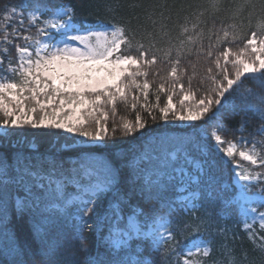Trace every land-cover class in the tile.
Returning a JSON list of instances; mask_svg holds the SVG:
<instances>
[{"label":"snow or ice","instance_id":"6c2138e0","mask_svg":"<svg viewBox=\"0 0 264 264\" xmlns=\"http://www.w3.org/2000/svg\"><path fill=\"white\" fill-rule=\"evenodd\" d=\"M105 9L108 18L94 21L79 18L76 0H15L0 11V264H41L18 239L14 220L29 225L47 264H156L174 239L168 225L176 212L207 236L193 264L214 251L211 264H264V139L237 141L260 148L238 152L255 167L237 174L239 165L228 159L236 144L220 134L235 98L225 92L214 105L189 104L198 98L181 71L183 42L204 11L168 0H122ZM118 108L134 110V119L118 122ZM240 111L264 121V108L244 104ZM160 122L187 129L156 135L151 128ZM133 134L141 143L117 150ZM256 134L264 136V126ZM37 137L48 139L43 151ZM214 152L240 184L235 222L247 245L235 244V232L227 243L229 228L220 221L229 219L230 202L221 207L205 194ZM124 213L131 215L121 227ZM86 232L103 249L94 258ZM134 242L143 251L130 256ZM186 256L174 250L171 262L186 264Z\"/></svg>","mask_w":264,"mask_h":264},{"label":"trees","instance_id":"16d2710c","mask_svg":"<svg viewBox=\"0 0 264 264\" xmlns=\"http://www.w3.org/2000/svg\"><path fill=\"white\" fill-rule=\"evenodd\" d=\"M14 2L15 0H0V11L4 9L5 5ZM76 2L79 7V18L94 21L97 18H108L105 15L106 4L119 3L122 0H76ZM128 2H138V0H128ZM145 2H148V0H145ZM168 3L191 5L194 9L198 7L204 11V16L201 18L202 23L190 33L189 37L183 42L182 48L184 60L181 64V71L183 73L186 70L185 79L188 89L194 97L198 98V100L189 101V104L211 103L214 105V102L227 92L229 99L235 98L236 108L235 110H228L224 114L226 130L220 133L222 138L237 143L243 136L248 141L259 143L264 139V136L257 135L256 130L258 127L264 126V121L251 114L245 118L240 109L244 107V104L264 108V103H261L264 100V74L239 80L242 68L236 60L242 58V53L248 49L249 42L253 39L254 34L257 39L264 38V27H262L264 26V0H215L214 8L211 0H168ZM162 43L167 46V41ZM233 82H235L234 85H232ZM249 89H251L250 92L247 91ZM241 96L246 99L242 101ZM151 99L154 101L155 97L153 96ZM179 99H181L179 95L177 99L174 97V102L178 103ZM162 100L166 101V97L163 95ZM141 115H143V112ZM115 119L118 122L124 120L131 122L134 119V110L129 108L125 112L123 108H118ZM195 123L199 124L200 122ZM239 127H244V131H238ZM186 129L187 125L184 124L177 126L174 124L165 125L160 122L159 125H152L151 131L156 135H159L162 131H167L170 135H176L181 134ZM208 131H211V129H208ZM36 142L41 151L48 146L47 138L37 137ZM140 143L141 140L133 134L132 137L125 139L122 143L118 141L117 150L127 151ZM255 148L258 152L260 151L259 147ZM230 160L233 164H238L240 169L244 171L252 172L254 168L236 157ZM212 164L214 166L209 176L205 177L207 182L205 194L212 200L217 201L221 207L223 201L230 202L225 211V215L229 219L220 221L222 226L226 225L229 228L227 243H233L232 236L235 232V244L239 246L243 241L247 245L248 240L243 232V225H237L235 222L239 218V207L235 203L236 192L232 187V165L226 164L223 156L218 152L213 153ZM177 207H180L179 202H177ZM137 218L141 224L144 223L142 216L138 214ZM171 219L173 223L168 227L169 229L173 228L174 239L164 245L162 251L156 255V264H164L166 258H168V264H172L170 254L174 250L183 252L194 240L198 238L207 239V236L203 234V229L197 230L195 227L185 226L186 222L195 223L192 221L191 216H184L183 213L176 212ZM12 226L18 239L30 245V258L34 257L41 264H47L39 244L32 242L29 225L25 221L14 220ZM256 229L258 230V228ZM68 234H72L71 228H69ZM259 234L260 232L257 231V235ZM85 235L91 241L90 255L93 258L98 251L103 252V249L96 246L92 233L86 232ZM219 243L220 238H217L214 249L219 247ZM138 249L143 251V245L136 242L132 243L128 250L129 255L135 256ZM215 255L216 252L214 251L213 257L205 264H211V259H214ZM195 259L197 260L198 257H195ZM174 261L175 256H173Z\"/></svg>","mask_w":264,"mask_h":264},{"label":"rangeland","instance_id":"374dc122","mask_svg":"<svg viewBox=\"0 0 264 264\" xmlns=\"http://www.w3.org/2000/svg\"><path fill=\"white\" fill-rule=\"evenodd\" d=\"M236 62L237 63L239 62L241 65V68H242L241 74L239 76V80L244 79V78H248V77H257V76L264 74V38H260V39L255 38V40L252 39L249 42L248 49L242 53V58H238L236 60ZM234 84H235V82H233L232 85H234ZM235 144H236L235 157L241 161H243V160L238 156V152L240 150H253L254 149L255 151H257L255 146H253V145H252V147H249L247 145H241L239 143H235ZM218 153H220V152H218ZM228 159H231V158H228ZM243 162L250 164L247 161H243ZM253 167H255V166H253ZM246 172H249V171H244V170L240 169V166L236 169L237 174H242V173H246ZM241 183H244V182H241ZM232 187H234L235 192H236L235 203L238 205L239 213H240V206L243 203V201L240 200V197H239L240 184L236 182V179L234 176H232ZM190 203H191V201H187V202H183V203L179 202L180 207L188 206V205H190ZM261 211H264V209H261ZM138 214L139 213L136 214V218H137ZM128 215H131V213H124L123 214V220L121 223V227L126 225ZM137 221L139 223H141L138 220V218H137ZM256 228L259 229V223L258 222H257ZM161 232H164V229H161ZM202 240H204V239L198 238V239H196V241L194 240L183 251L184 253H187L186 264H193V262L196 260L195 257H197V252H203L205 246L202 243ZM183 258L184 257L182 256V259Z\"/></svg>","mask_w":264,"mask_h":264}]
</instances>
